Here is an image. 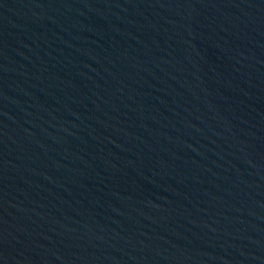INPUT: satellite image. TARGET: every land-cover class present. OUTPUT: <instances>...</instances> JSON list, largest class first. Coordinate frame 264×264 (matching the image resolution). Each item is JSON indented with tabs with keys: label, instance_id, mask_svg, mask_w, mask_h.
I'll return each instance as SVG.
<instances>
[{
	"label": "water",
	"instance_id": "95a60500",
	"mask_svg": "<svg viewBox=\"0 0 264 264\" xmlns=\"http://www.w3.org/2000/svg\"><path fill=\"white\" fill-rule=\"evenodd\" d=\"M0 264H264V0H0Z\"/></svg>",
	"mask_w": 264,
	"mask_h": 264
}]
</instances>
